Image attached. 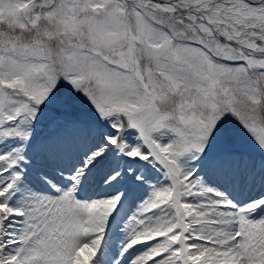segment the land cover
<instances>
[{
  "label": "snow or ice",
  "instance_id": "6c2138e0",
  "mask_svg": "<svg viewBox=\"0 0 264 264\" xmlns=\"http://www.w3.org/2000/svg\"><path fill=\"white\" fill-rule=\"evenodd\" d=\"M0 264H264V0H0Z\"/></svg>",
  "mask_w": 264,
  "mask_h": 264
}]
</instances>
